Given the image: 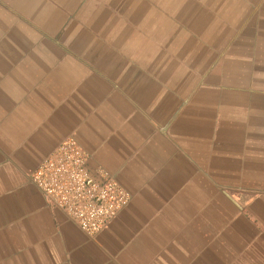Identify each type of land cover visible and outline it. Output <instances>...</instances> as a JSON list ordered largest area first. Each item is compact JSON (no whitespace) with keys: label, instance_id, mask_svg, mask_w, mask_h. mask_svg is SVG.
<instances>
[{"label":"crops","instance_id":"1","mask_svg":"<svg viewBox=\"0 0 264 264\" xmlns=\"http://www.w3.org/2000/svg\"><path fill=\"white\" fill-rule=\"evenodd\" d=\"M70 136L95 236L30 178ZM0 264H264V0H0Z\"/></svg>","mask_w":264,"mask_h":264},{"label":"built area","instance_id":"2","mask_svg":"<svg viewBox=\"0 0 264 264\" xmlns=\"http://www.w3.org/2000/svg\"><path fill=\"white\" fill-rule=\"evenodd\" d=\"M89 153L70 136L30 174L48 205L63 211L83 232L95 236L130 202L116 178L88 167Z\"/></svg>","mask_w":264,"mask_h":264}]
</instances>
